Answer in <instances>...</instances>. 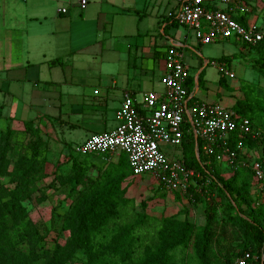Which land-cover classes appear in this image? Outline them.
<instances>
[{"label":"crops","instance_id":"0c3cea01","mask_svg":"<svg viewBox=\"0 0 264 264\" xmlns=\"http://www.w3.org/2000/svg\"><path fill=\"white\" fill-rule=\"evenodd\" d=\"M214 2L206 0L235 16L237 6L255 4ZM177 3L88 0L81 9L79 0H0V119L11 127L31 121L68 149L93 133L114 129L124 94L140 102L148 91L163 86L162 77L156 82V60L165 62L172 46H186L187 34L178 33L179 24L167 18ZM247 25L264 27V21L249 15ZM158 32L167 40L163 49L153 39ZM200 74H191L195 99ZM72 130L82 134L74 142L67 138ZM120 153L114 159L95 158L93 164L105 167Z\"/></svg>","mask_w":264,"mask_h":264},{"label":"trees","instance_id":"16d2710c","mask_svg":"<svg viewBox=\"0 0 264 264\" xmlns=\"http://www.w3.org/2000/svg\"><path fill=\"white\" fill-rule=\"evenodd\" d=\"M234 18L242 26H248L247 12ZM248 49L264 50V40ZM258 72L264 76V60ZM220 80L225 81V78ZM198 81L201 84V74ZM232 109L251 119L257 136L255 139L244 138V143L249 149H256L259 134L255 120L247 112L251 105L246 100H237ZM23 129L31 131L36 140L42 136L31 121L25 122ZM14 133L10 125L0 131V177H8L11 183L10 187L0 185V264H174L176 257L183 263L187 251L191 253L193 264H229L244 252L251 253L255 264H264L261 259L264 252V200L260 202L258 198L250 197L253 187H257L264 197V180H255L253 172L244 167L227 170L228 178L223 176L224 171L215 169L214 179L206 190L202 187L201 192L196 191L203 182L196 179L197 186L192 185L182 195L191 205L205 206L203 225H195L187 217L186 206L182 210L183 218H157L136 212L134 201L125 197L123 183L132 177V173L128 157L123 152L116 162L96 168L98 172L94 177L78 165L72 167L74 173L54 178L52 185L58 182L61 186H75L71 189L73 204L61 224V231L68 232V236L63 243L55 241L51 248L43 245L45 235L40 236L29 220L24 202L38 189L37 183L46 177L45 164L43 160L22 153L10 169L9 153L13 149ZM192 144H195L194 139L186 137L184 151ZM69 150L75 154L72 147ZM185 157L189 166L204 173L197 160ZM257 161L264 173V155ZM219 197L225 200L221 216L218 213ZM142 205L146 206L145 203ZM20 241L28 245V251L18 247ZM79 253L83 259H79ZM254 255L259 258L257 262Z\"/></svg>","mask_w":264,"mask_h":264},{"label":"built area","instance_id":"2783aa9c","mask_svg":"<svg viewBox=\"0 0 264 264\" xmlns=\"http://www.w3.org/2000/svg\"><path fill=\"white\" fill-rule=\"evenodd\" d=\"M87 4L88 0H79L81 9ZM237 8L239 14L246 10L245 6ZM60 11L67 13L66 8ZM234 16L210 6L206 0H178L176 7L167 13L170 23L191 29L201 44L233 39L249 48L264 40V27H244ZM213 64L216 65L215 62ZM164 65V89L161 93L148 91L138 102L126 92L116 112L117 126L110 131L91 134L75 145L73 152L81 156L123 152L128 157L132 176L152 174L164 190L179 191L182 195L192 185L197 186L196 179L203 180L197 186V192H201L202 187L207 189L214 179L215 161L225 163L227 170L231 171L239 167L250 169L255 180L263 181L261 163L252 158L253 150L244 143V138L255 139L257 136L251 119L238 115L232 107L219 102L194 98L189 89L190 69L181 47L168 48ZM219 71L222 78L235 77L226 68V63L219 64ZM188 136L195 141L196 159L201 166L199 168H204L203 174L186 162L183 150ZM167 146H171L175 153H171ZM261 259H264V252ZM229 264L255 263L251 253L244 252Z\"/></svg>","mask_w":264,"mask_h":264},{"label":"rangeland","instance_id":"374dc122","mask_svg":"<svg viewBox=\"0 0 264 264\" xmlns=\"http://www.w3.org/2000/svg\"><path fill=\"white\" fill-rule=\"evenodd\" d=\"M214 1L215 4H219L220 0ZM254 1L255 4L249 5L251 8L246 7L245 12L248 13V16L253 15L256 19L261 18L264 21V0ZM253 19L254 17L250 18L251 23H253ZM176 28L180 30L178 33L187 34L188 36L185 42L186 46L183 48L186 65L193 76L201 73V84L199 91L195 94L196 99L206 102H219L227 107H232L237 98L238 100H246L247 104L251 105V109L247 112L255 120L256 130L259 134L256 149L252 151V158L256 159L264 155V76L258 72V67L264 60V50L248 49L244 43L233 39L201 44L195 39L191 29L182 25ZM153 39H156L160 49H163L167 44L166 37L162 33L158 32L156 38ZM223 57H229L230 60H221ZM97 60L102 61L103 58H97ZM206 61H208V64H206ZM222 63H226V68L235 74L234 78H225V81L220 80L222 74L219 71V64ZM155 69L156 82L160 84V77L163 78L165 72L163 60H156ZM163 86L160 85V88H156V92L161 93L160 89ZM30 118L27 117V119ZM7 125L8 123L0 119V131L6 129ZM13 129L15 133L12 137L13 149L9 153L10 169L17 156L22 153L43 160L45 164L46 177L37 183L38 189L25 200L24 204L28 209L29 220L39 230L40 236L45 235L42 244L51 248L55 241L63 243L68 236V232L61 231V224L64 214L73 204L71 189L75 187L70 185L61 186L58 182L52 185L54 178L58 175L66 176L74 173L72 167L78 165L84 167L86 173L94 177L97 175L96 168L98 167L93 164V160L103 157L114 159L116 155L115 153L99 156L75 155L68 148L61 147L47 138L44 132H41L42 136L39 140H36L31 135V131H25L23 126H15ZM81 136L82 134L78 130H72L67 138L69 141L74 142ZM167 149L171 153H175L171 146H167ZM184 154L187 159L197 160L195 144L187 145ZM199 167L201 166L199 165ZM213 167L219 171H224L223 176L225 178L230 176L226 173L227 166L225 163L215 161ZM0 185L10 187L9 178L0 177ZM123 187H126L125 197L134 201L136 212H145L157 218L166 216H181L183 218L184 212L182 210L186 206L188 209L187 217L195 225H203L205 222L203 212L205 206L203 204L191 205L179 191L169 192L164 190L159 187L158 181L152 174L146 173L129 177L124 181ZM76 189H79V187H76ZM176 195L182 196L183 199H178ZM250 197L252 199L258 198L260 202L264 200L263 193H259L257 187L250 189ZM220 199L221 205L218 213L221 216L225 200ZM144 203L146 206L142 205ZM18 247L23 251H28V245L25 242H18ZM190 254L187 251L183 263H181V258L176 257L174 264H193L190 260ZM78 257L83 259L80 253ZM254 258H257V256L254 255Z\"/></svg>","mask_w":264,"mask_h":264}]
</instances>
